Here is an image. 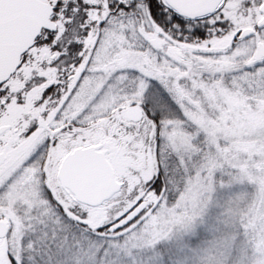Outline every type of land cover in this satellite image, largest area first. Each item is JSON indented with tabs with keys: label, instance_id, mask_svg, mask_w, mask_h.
<instances>
[{
	"label": "snow or ice",
	"instance_id": "snow-or-ice-1",
	"mask_svg": "<svg viewBox=\"0 0 264 264\" xmlns=\"http://www.w3.org/2000/svg\"><path fill=\"white\" fill-rule=\"evenodd\" d=\"M0 264H264V0H0Z\"/></svg>",
	"mask_w": 264,
	"mask_h": 264
}]
</instances>
